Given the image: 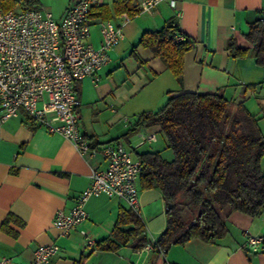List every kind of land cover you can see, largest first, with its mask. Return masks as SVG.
Instances as JSON below:
<instances>
[{"label": "crops", "instance_id": "1", "mask_svg": "<svg viewBox=\"0 0 264 264\" xmlns=\"http://www.w3.org/2000/svg\"><path fill=\"white\" fill-rule=\"evenodd\" d=\"M75 1L60 0L61 8L56 11L44 8L60 20ZM114 1L99 0L91 9L89 42L94 46L100 43L99 22L104 21L94 9L99 5L111 8ZM173 1V6L162 2L150 12L137 9L133 17L122 13L109 19L120 25L122 40L110 50V61L98 71L97 83L91 78L75 83L80 131L91 145L121 143L135 158L138 152L159 151L170 160L172 151L167 152L166 139L157 128L126 136L139 114L161 107L169 92H218L234 103L243 102L258 118L264 135V67L251 57L233 58L228 48L234 41L240 48L251 49L245 33L250 23L264 18V0ZM169 20L177 25L181 39L192 41L183 57L180 80L140 44L145 32L159 30ZM149 132L160 134V141L156 137L136 147ZM261 167L264 171V157ZM106 168L101 152L81 155L70 141L31 123L22 111L0 124V258L30 264L39 245L56 243L60 251L51 264L80 260L83 264H264V247L258 252L240 248L245 232L264 234V212L256 218L233 212L227 220V235L215 244L191 239L157 255L134 250L128 241L117 250L100 251L96 243L112 237L119 209H127L122 200L100 195L88 200V217L80 226L94 246H85L79 231L60 236L53 226L56 211L70 210L90 185L91 170ZM139 203L145 236L151 242L166 227L164 200L157 188L140 189Z\"/></svg>", "mask_w": 264, "mask_h": 264}, {"label": "trees", "instance_id": "2", "mask_svg": "<svg viewBox=\"0 0 264 264\" xmlns=\"http://www.w3.org/2000/svg\"><path fill=\"white\" fill-rule=\"evenodd\" d=\"M28 2L30 7L37 4V0ZM15 3L0 0V7L8 10ZM94 12L109 20L122 13L133 17L138 10L133 0H115L111 8L99 5ZM181 35L175 22L169 20L161 29L145 32L140 41L177 80L182 77L184 54L192 47L190 39H177ZM245 38L251 49L230 41V55L251 57L264 67V18L249 24ZM153 127L165 137L173 155L169 160L159 151L136 154L142 163L140 189L157 188L165 204L166 227L152 250L157 255L191 239L219 242L228 233L227 220L233 212L251 218L264 212V135L258 118L243 102L234 103L218 92H169L161 107L139 114L126 136ZM128 241L134 250L148 243L140 217L120 208L112 237L98 241L96 248L114 251Z\"/></svg>", "mask_w": 264, "mask_h": 264}, {"label": "built area", "instance_id": "3", "mask_svg": "<svg viewBox=\"0 0 264 264\" xmlns=\"http://www.w3.org/2000/svg\"><path fill=\"white\" fill-rule=\"evenodd\" d=\"M15 1L14 8L0 7V124L22 111L31 123L70 141L81 155L103 154L107 168L92 169L90 185L77 196L70 210H57L53 219L60 236L79 231L84 245L91 247L94 240L80 229L88 217L86 204L90 198H118L140 217L141 160L121 143L91 145L82 136L80 100L75 90V83L84 78L98 82V71L110 61L109 52L122 40V30L111 20L100 21L99 45L89 42L90 13L99 0H76L60 20L42 6L30 7L28 0ZM136 2L140 12H150L162 2L174 5L173 0ZM155 140V133H146L136 147ZM155 246L153 240L141 250L152 251ZM263 247L264 234L244 233L241 249L258 252ZM59 251L56 243L39 245L30 264H51ZM0 264L13 261L2 257Z\"/></svg>", "mask_w": 264, "mask_h": 264}, {"label": "rangeland", "instance_id": "4", "mask_svg": "<svg viewBox=\"0 0 264 264\" xmlns=\"http://www.w3.org/2000/svg\"><path fill=\"white\" fill-rule=\"evenodd\" d=\"M133 3L135 4V7H137V2L136 0H133ZM38 5L42 6V7H50L52 10L54 9V11H56V9H60L61 8V4H60V0H40L38 1ZM53 13V12H52ZM54 15V14H53ZM156 137L159 139H161V135L160 134H156ZM167 152L171 153V150L168 149ZM165 156V155H164ZM166 157V156H165Z\"/></svg>", "mask_w": 264, "mask_h": 264}]
</instances>
